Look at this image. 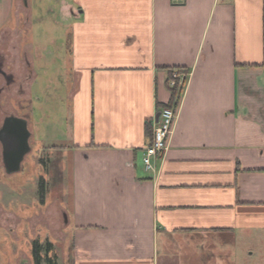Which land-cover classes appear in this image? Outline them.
Here are the masks:
<instances>
[{
    "label": "crops",
    "instance_id": "crops-1",
    "mask_svg": "<svg viewBox=\"0 0 264 264\" xmlns=\"http://www.w3.org/2000/svg\"><path fill=\"white\" fill-rule=\"evenodd\" d=\"M61 8L73 77L43 136L68 180L62 264H264V0ZM0 62V96L29 100L37 84L25 60L4 50ZM175 69L189 72L176 120L146 170Z\"/></svg>",
    "mask_w": 264,
    "mask_h": 264
},
{
    "label": "rangeland",
    "instance_id": "rangeland-1",
    "mask_svg": "<svg viewBox=\"0 0 264 264\" xmlns=\"http://www.w3.org/2000/svg\"><path fill=\"white\" fill-rule=\"evenodd\" d=\"M62 1L0 0V35L4 29L13 30L8 41L0 38V55L4 50L20 55L37 84L29 100L15 102L14 90L0 96L6 101L0 104V122L12 112L26 117L31 135L30 152L17 173H6L0 148V264H35L34 244L39 264H62L68 251L62 212L69 189L65 163L43 136L48 119H58L65 112L67 102L62 101L73 77L65 58L68 23ZM18 63L22 73V60Z\"/></svg>",
    "mask_w": 264,
    "mask_h": 264
},
{
    "label": "built area",
    "instance_id": "built-area-1",
    "mask_svg": "<svg viewBox=\"0 0 264 264\" xmlns=\"http://www.w3.org/2000/svg\"><path fill=\"white\" fill-rule=\"evenodd\" d=\"M184 74L173 72L168 80L169 90L177 86V92L172 100V104L160 111L158 117L153 122L151 145L145 150L142 162L146 170L152 168V160L161 156L167 149V140L171 134L177 116L178 105L183 91Z\"/></svg>",
    "mask_w": 264,
    "mask_h": 264
},
{
    "label": "water",
    "instance_id": "water-1",
    "mask_svg": "<svg viewBox=\"0 0 264 264\" xmlns=\"http://www.w3.org/2000/svg\"><path fill=\"white\" fill-rule=\"evenodd\" d=\"M30 132L27 122L16 117H7L0 127L1 159L7 174L20 171L24 157L30 152Z\"/></svg>",
    "mask_w": 264,
    "mask_h": 264
},
{
    "label": "trees",
    "instance_id": "trees-1",
    "mask_svg": "<svg viewBox=\"0 0 264 264\" xmlns=\"http://www.w3.org/2000/svg\"><path fill=\"white\" fill-rule=\"evenodd\" d=\"M173 72H177V73H179V74H184V75H186V77H187V75H188V70H186V69H175V70H169L168 71V77H169V79H170V77H171V75H172V73ZM186 77L184 78V80H183V85H185V81H186ZM177 86L175 87V88H173V89H171L170 90V92H171V98H172V100H173V98H174V96H175V94H176V92H177ZM37 244H34L33 245V260L35 261V264H39V253H38V250H37Z\"/></svg>",
    "mask_w": 264,
    "mask_h": 264
},
{
    "label": "flooded vegetation",
    "instance_id": "flooded-vegetation-1",
    "mask_svg": "<svg viewBox=\"0 0 264 264\" xmlns=\"http://www.w3.org/2000/svg\"><path fill=\"white\" fill-rule=\"evenodd\" d=\"M5 119H6V118H5ZM2 123H3V122H2ZM1 126H2V124H1ZM1 126H0V127H1ZM0 148H1V145H0Z\"/></svg>",
    "mask_w": 264,
    "mask_h": 264
}]
</instances>
